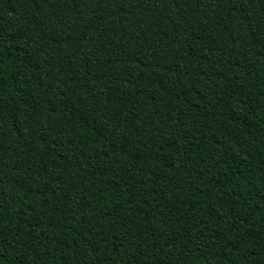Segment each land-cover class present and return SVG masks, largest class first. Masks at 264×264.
Instances as JSON below:
<instances>
[{
  "label": "trees",
  "instance_id": "trees-1",
  "mask_svg": "<svg viewBox=\"0 0 264 264\" xmlns=\"http://www.w3.org/2000/svg\"><path fill=\"white\" fill-rule=\"evenodd\" d=\"M0 264H264V0H0Z\"/></svg>",
  "mask_w": 264,
  "mask_h": 264
}]
</instances>
